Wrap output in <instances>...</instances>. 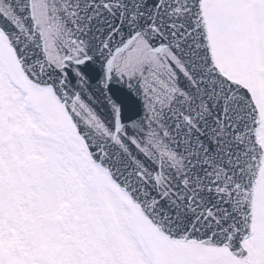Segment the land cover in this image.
Masks as SVG:
<instances>
[{
    "label": "snow or ice",
    "instance_id": "snow-or-ice-1",
    "mask_svg": "<svg viewBox=\"0 0 264 264\" xmlns=\"http://www.w3.org/2000/svg\"><path fill=\"white\" fill-rule=\"evenodd\" d=\"M0 264H264V0H0Z\"/></svg>",
    "mask_w": 264,
    "mask_h": 264
}]
</instances>
